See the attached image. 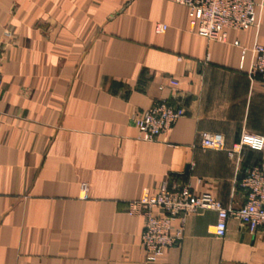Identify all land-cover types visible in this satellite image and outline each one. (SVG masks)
<instances>
[{
	"label": "crops",
	"instance_id": "obj_1",
	"mask_svg": "<svg viewBox=\"0 0 264 264\" xmlns=\"http://www.w3.org/2000/svg\"><path fill=\"white\" fill-rule=\"evenodd\" d=\"M256 2L257 25L221 43L198 36L176 0H0V264H264V229L230 218L217 238L212 210L173 222L181 241L150 262L144 220L127 212L165 183L246 203L240 171L264 152L238 164L201 135L228 149L264 138V86L249 76L264 46ZM174 98L185 115L141 140L138 116Z\"/></svg>",
	"mask_w": 264,
	"mask_h": 264
},
{
	"label": "built area",
	"instance_id": "obj_2",
	"mask_svg": "<svg viewBox=\"0 0 264 264\" xmlns=\"http://www.w3.org/2000/svg\"><path fill=\"white\" fill-rule=\"evenodd\" d=\"M188 10L189 24L197 35L207 40L224 43L230 31H246L257 25L256 0H176ZM156 30L165 33L167 26L157 24ZM256 56L249 76L264 86V46L255 45ZM3 88L2 61L0 60V91ZM185 115V109L176 98L161 100L152 104L136 119L139 138L152 142L170 133ZM204 150L226 152L230 159L241 164L245 151L264 152V138L243 134L231 148L220 134L201 135ZM239 187L246 194V203L239 208H225L211 193H197L189 184H163L153 196L145 194L139 201L128 204L130 216L144 220L141 246L148 254L150 262L156 261L168 249L182 239V229L173 233L172 224L185 215L201 210H212L217 214L214 235L224 238L230 218L239 219L249 233L264 229V164L247 166L240 171ZM87 191L86 186L83 192Z\"/></svg>",
	"mask_w": 264,
	"mask_h": 264
}]
</instances>
